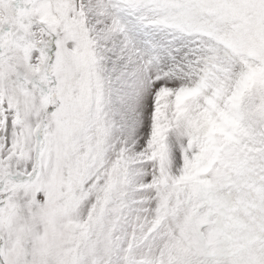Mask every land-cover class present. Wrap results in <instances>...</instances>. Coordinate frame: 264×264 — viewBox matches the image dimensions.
Listing matches in <instances>:
<instances>
[{"label":"snow or ice","instance_id":"6c2138e0","mask_svg":"<svg viewBox=\"0 0 264 264\" xmlns=\"http://www.w3.org/2000/svg\"><path fill=\"white\" fill-rule=\"evenodd\" d=\"M0 264H264V0H0Z\"/></svg>","mask_w":264,"mask_h":264}]
</instances>
